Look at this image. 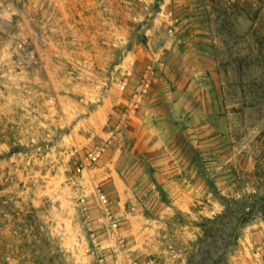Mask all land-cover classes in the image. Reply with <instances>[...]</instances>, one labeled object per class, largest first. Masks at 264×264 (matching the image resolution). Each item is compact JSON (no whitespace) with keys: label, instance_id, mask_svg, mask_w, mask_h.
<instances>
[{"label":"rangeland","instance_id":"rangeland-1","mask_svg":"<svg viewBox=\"0 0 264 264\" xmlns=\"http://www.w3.org/2000/svg\"><path fill=\"white\" fill-rule=\"evenodd\" d=\"M222 253L264 264V0H0V264Z\"/></svg>","mask_w":264,"mask_h":264},{"label":"trees","instance_id":"trees-1","mask_svg":"<svg viewBox=\"0 0 264 264\" xmlns=\"http://www.w3.org/2000/svg\"><path fill=\"white\" fill-rule=\"evenodd\" d=\"M234 201L233 200H228V202L225 204V212L223 215L216 217L213 220H208V222L210 224H212L213 226H219L224 224V222L229 219V217L234 213V208L232 206V204ZM244 215H242V217L238 220V229L237 231H235L234 234L229 235L227 237V239L224 241L225 245H230V244H234L240 237V229H243L244 226L251 221V217L249 216V213H246L243 210ZM213 226L207 227V229L204 231V235H205V240L212 238L211 232L213 231ZM201 241L203 242V239H201ZM226 257H227V253H222L219 255V258L217 257V264H223L226 261ZM219 259V260H218ZM214 260V256L212 257L211 261Z\"/></svg>","mask_w":264,"mask_h":264}]
</instances>
